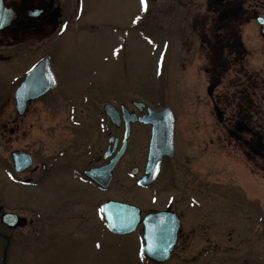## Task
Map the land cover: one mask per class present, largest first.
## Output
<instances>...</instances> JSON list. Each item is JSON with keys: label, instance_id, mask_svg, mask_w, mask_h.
I'll use <instances>...</instances> for the list:
<instances>
[{"label": "flooded vegetation", "instance_id": "flooded-vegetation-1", "mask_svg": "<svg viewBox=\"0 0 264 264\" xmlns=\"http://www.w3.org/2000/svg\"><path fill=\"white\" fill-rule=\"evenodd\" d=\"M158 1L148 0L142 25L150 18L149 7H156ZM5 2L14 19L0 31V146L6 151L5 157L0 155V264L27 262L29 230L36 223L38 235L46 228L57 229L59 235L71 228L77 230L74 237L81 234L89 225L87 213L92 208L93 191L107 194L117 176L151 191L150 201L155 204L145 210L142 201L106 197L98 209L101 227L117 236L139 232L140 249L148 264L169 262L181 245L188 255L198 249L193 254L195 260L204 254L231 251L232 237L226 243L219 239L218 200L223 191L232 201V214L237 217L239 208L246 205L251 214H257L256 224L264 233V198L254 197L252 190L231 189L224 184L220 164L222 134L226 133L232 152L245 155L264 178V33L258 22L259 17L264 18V0L166 1L168 15L177 22L176 28L168 26L167 38L172 44L168 55L177 53L170 60L183 72L180 106L177 102L171 106L157 102L167 91L161 83L163 95L152 89L143 97L137 86L129 89L131 96L119 86L116 90L97 88L95 92L90 84L78 87L75 47L64 43L76 33L92 34L89 30L96 27L94 20L98 21L93 15L94 0ZM134 3L138 18L133 25L139 28L141 4L138 7V2ZM149 20L156 25V19ZM101 23L104 29L105 21ZM244 26L256 29L245 30ZM178 94L171 93V98L177 99ZM97 96L106 100L102 114L107 140L96 152L91 134L75 130V125L72 130L77 132L71 136L55 131L46 135L44 125H35L36 119L42 118V124L47 116L62 115L76 124L78 116L92 111ZM108 96L113 97L104 98ZM106 104L116 108L115 121L104 110ZM30 116L35 120L29 121ZM172 122L173 150L167 142ZM155 126L160 130L156 137ZM206 134H213L207 143ZM152 144L155 157L150 160ZM116 157L111 182L104 186L96 179H105L106 168ZM254 157L260 161H253ZM95 170L102 173L96 174L97 178L93 176ZM151 177L148 184H142L141 180ZM35 195L40 206L32 209ZM108 200L140 209L141 222L135 231L125 235L110 231L101 210ZM78 202L87 211L75 213ZM161 212L173 216L180 225L176 246L165 262H157L143 251V220L148 214ZM66 235L57 241L72 237ZM260 258L245 263L264 264V243ZM183 259L189 262V257Z\"/></svg>", "mask_w": 264, "mask_h": 264}, {"label": "rangeland", "instance_id": "rangeland-1", "mask_svg": "<svg viewBox=\"0 0 264 264\" xmlns=\"http://www.w3.org/2000/svg\"><path fill=\"white\" fill-rule=\"evenodd\" d=\"M135 1L138 2V7L141 4L140 29L134 28L133 25L134 20L138 18ZM166 1L159 0L156 7H149L152 10L149 12V19H156L154 26L149 19H147V23L142 25V16L145 15L146 11L141 0H94L93 15L98 21L94 20L96 27L89 30L92 34L86 32L89 34L85 36L76 33L64 43L75 47L76 53L73 61L77 69L78 87L90 84L95 92L97 88L102 89V87L109 86L110 90H116L119 86L125 88L127 96H131L133 95L132 90L137 86L142 97L149 94L152 89L159 95H163L165 91L166 94L161 96V100L157 102L168 106L177 102L180 106L182 104L180 95L183 91V72L180 65L172 64L170 60V57L177 55V53L172 54L170 52L171 54L168 55L169 47L172 44L168 42L167 38L168 26L171 28V25H174L176 28L177 22L168 15ZM102 21H105L104 29ZM243 29L251 31L256 28L255 26H244ZM103 30L104 32H102ZM160 83L161 86L163 85L162 87H167V91L160 88ZM175 91L179 93L178 98L172 99L171 93H176ZM112 97L104 98L111 99ZM105 101L98 96L94 97L93 105L90 108L92 111L78 116L76 124L64 115L47 116L41 122L42 124H40L42 118L35 120L30 116L29 121L35 120L37 122L35 125H44L46 135H53L48 131H55L56 133L61 132L62 136H71L77 132L72 130L73 125H75V130L82 129L91 134L90 142L93 143L96 152L101 144L107 140V126L102 114V104ZM206 121L210 120L206 119ZM205 125L207 126V123ZM36 130L37 127L33 129V132ZM211 137L213 134H206L204 141L209 142ZM226 137V133L222 134L220 164L223 183L231 185V189L235 187L237 190L243 187L245 191L252 190L254 197L262 200L264 198L262 172L251 165L247 157L241 152L236 154L232 152L230 141ZM5 152L4 147L0 146V155L5 157ZM253 161L260 160L254 157ZM122 180L117 176L107 194H99L98 190L93 191L92 208H90L91 210L88 209L87 213L89 225L87 229H82L81 234L79 232L77 237L73 236L77 230L72 228L61 231L60 235L57 229L46 228L38 235L39 229L35 228L37 223L31 225L29 230L31 241L28 243V251L26 250L29 256L26 258L25 264H148L140 249L141 235L139 232L130 236L114 235L101 227L102 223L98 218L100 203L106 197L131 202L142 201L140 205L146 208L145 210L155 204L150 201L151 191L134 187V183L129 178ZM2 196L0 190V198ZM33 198L36 200H32L31 208L37 209L40 206L39 196L35 195ZM5 200L9 201L8 197ZM218 202L221 207V234L219 239L226 243L231 236L234 248L228 252L204 254L195 260L193 254H196L198 249L189 251L193 254L188 255L184 254L181 245L175 257L164 264H246L245 261L250 263L256 258L261 259L264 233H261L262 230L256 224L259 222L257 214H251L245 205L244 208H239L237 217H235L229 210L232 201L228 195L224 194V191ZM237 206L243 207L244 205ZM80 210L84 212L87 211V208L82 207L78 202L74 211L78 213ZM30 216L36 217V214H30ZM75 221L78 222L76 218ZM89 232L94 235L88 236ZM66 234L72 237L63 241L62 239L67 236ZM60 236L62 241H57V237ZM184 257H189V262L184 261ZM258 263L261 264V261ZM17 264H24V262Z\"/></svg>", "mask_w": 264, "mask_h": 264}, {"label": "water", "instance_id": "water-1", "mask_svg": "<svg viewBox=\"0 0 264 264\" xmlns=\"http://www.w3.org/2000/svg\"><path fill=\"white\" fill-rule=\"evenodd\" d=\"M13 10L7 6L5 0H0V18L3 20V26L0 27V31L6 29L12 22ZM258 22L261 26V31L264 33V18L259 17ZM21 104L25 105V101H21ZM104 110L115 121L117 117L116 108L112 104H106ZM170 108H165L164 111H170ZM219 117L221 112L217 110ZM160 130L154 127V137L159 134ZM173 122L167 130L168 144L173 150ZM153 144L151 146L150 160L155 157L153 152ZM117 157L110 163L106 168V177L103 180L102 177L97 178L96 174H102L101 171L95 170L93 176L97 178L104 186L111 182L113 176V169ZM152 162L149 161V172H151ZM98 172V173H97ZM92 174V172H91ZM151 178L141 180L142 184H148ZM103 219L107 224L111 232L115 234H129L135 231L141 222L140 209L134 205L108 200L102 204L101 207ZM167 213L148 214L144 220V239L145 245L143 247L144 253L151 259L157 262H165L171 258L172 251L174 250L177 243V236L180 230L178 220L173 216H165ZM9 217V215H7Z\"/></svg>", "mask_w": 264, "mask_h": 264}, {"label": "snow or ice", "instance_id": "snow-or-ice-1", "mask_svg": "<svg viewBox=\"0 0 264 264\" xmlns=\"http://www.w3.org/2000/svg\"><path fill=\"white\" fill-rule=\"evenodd\" d=\"M141 3L144 6V10L147 11V9H148V0H141ZM34 14L35 15H39V12H36ZM2 26H3V20H2V18H0V27H2Z\"/></svg>", "mask_w": 264, "mask_h": 264}]
</instances>
